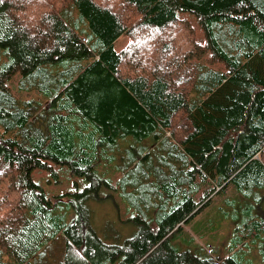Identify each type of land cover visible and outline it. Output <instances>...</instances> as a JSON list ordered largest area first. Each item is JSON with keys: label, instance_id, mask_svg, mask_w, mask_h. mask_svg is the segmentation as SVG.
Listing matches in <instances>:
<instances>
[{"label": "trees", "instance_id": "16d2710c", "mask_svg": "<svg viewBox=\"0 0 264 264\" xmlns=\"http://www.w3.org/2000/svg\"><path fill=\"white\" fill-rule=\"evenodd\" d=\"M46 161L86 185L48 199L31 178ZM231 184L236 245L259 243L264 0H0V264H241L172 243ZM104 190L152 211L121 245L91 225Z\"/></svg>", "mask_w": 264, "mask_h": 264}, {"label": "rangeland", "instance_id": "374dc122", "mask_svg": "<svg viewBox=\"0 0 264 264\" xmlns=\"http://www.w3.org/2000/svg\"><path fill=\"white\" fill-rule=\"evenodd\" d=\"M184 16L194 20L189 13L184 14ZM198 38L203 41L200 34H198ZM128 41L126 35H120L113 42L114 50L120 51ZM18 78L19 75L15 74L8 82V86L14 94L20 96L22 100L45 101L43 98L46 97L40 93L19 92L16 85ZM45 163L46 168L32 170L31 178L42 188L48 199L55 200L58 195L72 193L75 189L82 190L86 185L87 181L84 177L72 174L65 166L51 161ZM114 166L115 164L112 165V167ZM116 178L113 177L114 182ZM233 188L231 184L220 193L213 195L211 200L186 223L183 229L176 233L172 241L173 245L181 251L188 250L199 257L223 259L234 252L241 264H248L249 262L251 264H264L261 261L264 256V239L259 243H253L246 237L241 239V244L236 245L239 238L245 235V232L238 230L244 215L241 201L244 202L245 200L240 194L234 192ZM263 188L254 189L255 198L248 201L254 206L253 214L262 220H264ZM104 194H108V196L106 199H102L103 201L89 202V207L93 212L91 225L97 236L106 245H121L125 239L132 237L138 231V224L130 223L127 219L136 215L141 218L142 213H148L147 216H151L152 211L151 209L135 208L129 203V198L119 195V192L104 190ZM76 256L80 259L78 254ZM115 263L102 261L99 264Z\"/></svg>", "mask_w": 264, "mask_h": 264}]
</instances>
